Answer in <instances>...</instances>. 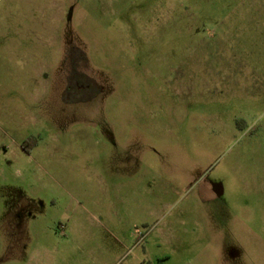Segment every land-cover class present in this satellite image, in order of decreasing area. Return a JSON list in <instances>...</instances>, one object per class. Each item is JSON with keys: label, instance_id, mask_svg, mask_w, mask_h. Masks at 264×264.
<instances>
[{"label": "rangeland", "instance_id": "1", "mask_svg": "<svg viewBox=\"0 0 264 264\" xmlns=\"http://www.w3.org/2000/svg\"><path fill=\"white\" fill-rule=\"evenodd\" d=\"M0 264H264V0H0Z\"/></svg>", "mask_w": 264, "mask_h": 264}]
</instances>
